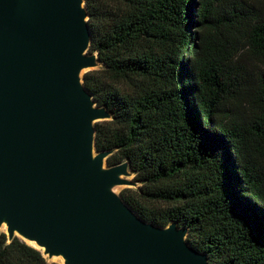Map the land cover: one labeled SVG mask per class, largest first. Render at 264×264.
<instances>
[{
	"label": "trees",
	"instance_id": "trees-1",
	"mask_svg": "<svg viewBox=\"0 0 264 264\" xmlns=\"http://www.w3.org/2000/svg\"><path fill=\"white\" fill-rule=\"evenodd\" d=\"M101 67L84 83L121 191L210 264H264V0H86ZM0 264H58L0 232Z\"/></svg>",
	"mask_w": 264,
	"mask_h": 264
},
{
	"label": "water",
	"instance_id": "water-1",
	"mask_svg": "<svg viewBox=\"0 0 264 264\" xmlns=\"http://www.w3.org/2000/svg\"><path fill=\"white\" fill-rule=\"evenodd\" d=\"M89 19L86 0H0V228L64 264H210L113 191L130 171L96 150Z\"/></svg>",
	"mask_w": 264,
	"mask_h": 264
},
{
	"label": "rangeland",
	"instance_id": "rangeland-1",
	"mask_svg": "<svg viewBox=\"0 0 264 264\" xmlns=\"http://www.w3.org/2000/svg\"><path fill=\"white\" fill-rule=\"evenodd\" d=\"M99 67H101V66H100V64L97 63L94 67L84 70L82 72V74H84L85 72L91 71V70L98 69ZM121 178L128 180L130 184L129 185H118V186H115L113 188L114 192L120 194L121 191L126 189V188H134V187H136V184L133 181V175H131L130 173H129L128 176H121ZM5 231L6 230L4 228H0V232H5ZM46 258L50 262H56L58 264H64V260H63L62 257L49 258L48 256H46Z\"/></svg>",
	"mask_w": 264,
	"mask_h": 264
},
{
	"label": "bare ground",
	"instance_id": "bare-ground-1",
	"mask_svg": "<svg viewBox=\"0 0 264 264\" xmlns=\"http://www.w3.org/2000/svg\"><path fill=\"white\" fill-rule=\"evenodd\" d=\"M1 228H4V229L6 230V224L4 223V224L1 226ZM26 243L29 244V245H31V246H33V247L39 248V247L35 244V242H33V241L26 240ZM40 250H43V249L40 248Z\"/></svg>",
	"mask_w": 264,
	"mask_h": 264
}]
</instances>
